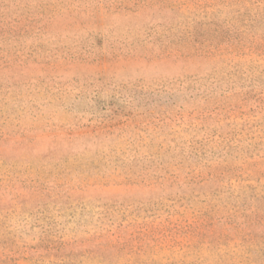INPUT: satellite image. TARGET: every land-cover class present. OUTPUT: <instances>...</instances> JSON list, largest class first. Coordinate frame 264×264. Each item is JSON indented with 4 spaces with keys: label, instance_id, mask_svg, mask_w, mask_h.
Returning a JSON list of instances; mask_svg holds the SVG:
<instances>
[{
    "label": "rangeland",
    "instance_id": "1",
    "mask_svg": "<svg viewBox=\"0 0 264 264\" xmlns=\"http://www.w3.org/2000/svg\"><path fill=\"white\" fill-rule=\"evenodd\" d=\"M0 264H264V0H0Z\"/></svg>",
    "mask_w": 264,
    "mask_h": 264
}]
</instances>
